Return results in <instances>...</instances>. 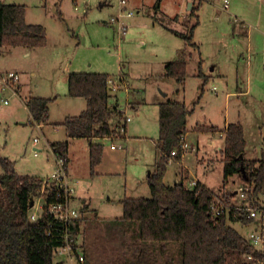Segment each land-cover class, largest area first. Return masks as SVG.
Listing matches in <instances>:
<instances>
[{
    "label": "rangeland",
    "instance_id": "rangeland-1",
    "mask_svg": "<svg viewBox=\"0 0 264 264\" xmlns=\"http://www.w3.org/2000/svg\"><path fill=\"white\" fill-rule=\"evenodd\" d=\"M16 1L28 5L30 22L46 26L48 44L31 49L33 52L30 51L29 56L25 54L29 49L24 47L1 48L0 72L20 73V84L24 83L23 97L32 94L56 98L49 105L51 122H60L68 115H78L86 108L85 99L68 95L70 73H106L118 81L124 74L127 79V88L112 96L114 101H119L120 110H126L131 118L127 125L130 139L125 143L120 141L117 151L111 150L110 144L104 149L107 154L118 153L127 160L124 164L127 175H124V166L123 172L121 167H114L109 170H116L119 175L90 180L85 164L89 141L73 140L71 155L78 163L80 175L77 177L79 184L75 197L81 189L89 188L95 207L110 217L122 215L121 205L118 202L109 203L103 194L109 190L115 192V196L121 195L127 177H130L129 191L139 179L134 177L138 176L135 171L143 160L150 168L145 170V183L140 185L135 195L151 197L146 179L149 170L154 172L151 164L156 150L153 140L159 137V105L172 99L194 108L204 82L196 76L200 58L208 68L216 63L222 68L225 66L231 75L228 79L215 76L204 86L200 103L188 119L187 144L190 147L184 163L194 174L202 177L212 160L214 165L210 166L207 175L210 176L209 187L216 192L224 185H228V192L236 188V192L240 190L243 182L239 176H233L225 183L221 152L225 138L220 132L223 133L230 123L242 124L247 157L261 159L264 155V0H228V7L225 6L226 0H194L192 9L198 7L200 1L202 3L197 13L200 24L194 37L200 49L191 50L192 55L187 56L188 76L184 85L165 80L162 74L165 62L176 60L179 49L185 47L184 41L166 27L187 32L186 26L194 23L189 10L191 0H128L134 16L123 19L131 23L125 37L120 36L117 25L109 23L110 18L121 15L120 0H110V5L104 8L100 7L102 0H78L77 3L73 0ZM14 93L13 89H0V158L11 160L20 174H33L41 179L50 177L55 172L56 163L49 151L48 139L51 142L62 140L60 136L64 139L65 130L62 126L52 129L31 124L27 107ZM5 100L9 103L5 104ZM132 103L138 110L131 108ZM112 123L116 125V119ZM198 124L216 126L220 132H196ZM35 138L40 140L38 148L43 149L39 157L34 156ZM137 157L142 158V162ZM178 166L179 162L169 165L164 179L167 184L174 183ZM2 170L0 164V172ZM109 177L113 179H106ZM236 192L230 194L235 195ZM234 198L238 200L239 196ZM39 200L43 202V199ZM261 201L257 204L263 208L264 196ZM74 206L79 207L77 201ZM34 211L31 209L30 214ZM37 213L40 215L41 211ZM262 219L263 215H258L250 225L236 224V228L247 239L251 233L264 235ZM111 221L83 224L86 245L80 238L79 243L84 253L92 257L90 264H133V259L134 264H154L152 250L142 244L138 247L130 233L123 235L109 231L114 227ZM257 247L263 248L261 244ZM161 248L166 249V246ZM167 249L168 255L159 256L158 264H164L170 256H178L177 249ZM61 260L71 264L66 255L57 254L55 264ZM233 264H244V260L238 259Z\"/></svg>",
    "mask_w": 264,
    "mask_h": 264
},
{
    "label": "trees",
    "instance_id": "trees-1",
    "mask_svg": "<svg viewBox=\"0 0 264 264\" xmlns=\"http://www.w3.org/2000/svg\"><path fill=\"white\" fill-rule=\"evenodd\" d=\"M198 10L199 7H196L190 11L194 23L186 26V33L170 30L193 48H199L194 41L195 31L200 24ZM47 43L46 28L27 23L25 5L0 1V48L33 49L45 47ZM187 69L184 50L176 60L166 64L163 77L184 85ZM198 76L204 82L194 108L190 109L184 102L172 99L159 105V137L156 142L159 158L154 172L148 177L151 197L125 198L122 201L123 216L111 221L114 227L109 231L123 235L130 233L138 247L142 244L144 248L152 250L154 264L160 262L159 256L168 255L167 248L177 249L178 256H170L164 260V264H233L238 259L244 260V264H263L264 252L251 245L233 226V223L246 226L254 221L246 208L238 209L231 205L233 210L229 216L217 217L210 208L216 191L201 183L190 187L184 181L173 186H167L164 182L170 163L180 161L185 154L182 142L187 136L188 119L200 103L208 81L202 72V60L199 61ZM110 78L109 74L99 72L70 73L68 95L84 98L87 107L79 115L67 117L63 123L54 125L64 127L68 137L67 140L51 143L55 156L68 160L70 139H87L90 142L92 173L101 163L105 149L103 143L94 142V139L102 140L116 135L122 124L123 112L118 101L115 100L114 104L111 102L113 96L108 88ZM51 102L52 99L43 97H30L27 100L31 124L48 123ZM114 119L116 125L112 123ZM195 130L199 133L220 131L216 126L205 125H197ZM224 132L225 146L221 152L225 183L229 178L239 176L251 188V203L259 206L257 199L264 196V155L260 160L245 158L246 139L242 124L231 123ZM0 164L3 169L0 172V264H55V250L65 245L64 225L46 210L37 221L30 218L31 203L39 195L43 180L37 176L19 174L14 163L6 158H0ZM223 192L221 189L218 193ZM223 196L230 204L231 195ZM55 201L53 195L48 199L49 203ZM80 220H75L68 229L74 240L81 231ZM98 221L103 223L106 220ZM162 246H166V249H162ZM248 256H252L253 260L249 261ZM91 261L90 254H85L84 264Z\"/></svg>",
    "mask_w": 264,
    "mask_h": 264
},
{
    "label": "built area",
    "instance_id": "built-area-1",
    "mask_svg": "<svg viewBox=\"0 0 264 264\" xmlns=\"http://www.w3.org/2000/svg\"><path fill=\"white\" fill-rule=\"evenodd\" d=\"M226 2V7H228V0ZM120 12L121 15L119 17H112L109 20L110 24L118 26V32L121 37H125L128 33L129 27L131 25L130 22L123 21V19L132 18L133 11L129 8L128 0H120ZM21 75L18 72H8L7 74H0V89L7 90L13 89L15 92L19 89ZM121 78V77H120ZM121 81L116 80L114 78H110L108 80V88L110 93H115L120 88ZM18 85V86H17ZM216 91V87L213 88ZM5 104H8V100L4 101ZM123 112L122 124L119 126L116 135L105 137L104 140H109L111 142V148L116 149L118 146L114 143L115 140H122L123 136L126 134L127 125L131 122V118L127 115L126 110ZM121 135V136H119ZM123 135V136H122ZM34 156L38 157L40 155L41 149L38 148L39 139H34ZM183 150L187 149V141L184 138L182 142ZM56 168L55 172L52 176L43 178L42 187L39 192V195L34 197L32 210H35L34 213L30 214V218L32 221H37L43 212L46 210L50 213L55 220L62 223L63 231L65 235V245L59 247L55 250V256L58 255H66L67 259L70 260L71 264H84L85 263V254L80 249L78 241L74 240L70 237L69 234V226L73 224L75 220L80 219L82 217L81 207H75V196L77 193V187L79 184V179L73 177L68 170L69 161L67 158L57 157L54 154ZM196 182H190V186H194ZM251 191L250 186L243 185L240 187V190L236 192V197L239 196L238 200H235V195H231L230 193L216 192L214 200L210 204L211 211L215 216H229L232 212L233 208L231 205L237 206V208H246L249 216L256 219L258 215H263L264 210L258 206H255L251 203L249 199V193ZM224 194L231 195V202L228 204L225 200ZM55 198V202H48L50 197ZM38 197V200L35 199ZM39 199H43V202L40 203ZM249 200V202H248ZM47 205V208H45ZM262 209V210H261ZM38 210L41 211L40 215ZM50 234V233H49ZM251 245L257 247V245H262L263 248L259 249L264 252V235L251 233L250 238L247 239ZM248 260H253L252 256H248ZM63 261V260H61ZM65 262V261H63Z\"/></svg>",
    "mask_w": 264,
    "mask_h": 264
},
{
    "label": "crops",
    "instance_id": "crops-1",
    "mask_svg": "<svg viewBox=\"0 0 264 264\" xmlns=\"http://www.w3.org/2000/svg\"><path fill=\"white\" fill-rule=\"evenodd\" d=\"M1 2H3V3H6V4H20V5H25L26 6V21H27V23H29V24H33L32 22H30L29 20H28V18H29V14H28V5L25 3V2H19V1H16V0H0ZM73 1H75L76 3H77V1L78 0H73ZM109 2H110V0H102V3L100 4V7L101 8H104L105 6H108V5H110L109 4ZM194 0H191L190 1V3L192 4V8H193V5H194ZM59 3H60V1H58L57 2V5H59ZM202 5V3H201V1L198 3V7H200ZM197 7V6H196ZM60 10V9H59ZM190 10V9H189ZM188 10V11H189ZM191 11V10H190ZM179 17V16H178ZM40 25H42L43 26V24H40ZM45 28H46V26H44ZM167 29H169V30H174V31H178V30H175V29H171V28H168V27H166ZM47 30V29H46ZM178 32H180V31H178ZM181 33H186V32H181ZM195 33H196V31H195ZM48 44V43H47ZM184 45H185V47L184 48H182V49H179V52H178V54H180V52H182V51H186V54H187V56L189 55V56H191L192 55V52H191V50H193V49H196V48H193V47H189V46H187L186 44H185V42H184ZM197 45H198V43H197ZM198 47H199V45H198ZM1 49V48H0ZM27 49H29V51H27L25 54H26V56H29L30 55V51H32L30 48H27ZM198 49H200V48H198ZM33 52V51H32ZM202 59L200 58V61H201ZM188 62V61H187ZM234 62V61H233ZM167 63H169V62H165V64H164V68H165V66H166V64ZM198 65H199V63H198ZM232 66V65H231ZM188 70V69H187ZM238 70V66H236V71ZM202 72H203V74H204V76L205 77H207V79L209 80V79H212V78H214L215 76H218V77H220V78H223V79H228L229 78V76L231 75V73L230 72H228L227 71V69H226V67L224 66V68H222L218 63H216V64H214L212 67H210V68H208V66H205V64H204V62H203V60H202ZM0 74H1V72H0ZM187 76H188V72H187ZM196 76L197 77H199L198 76V73L196 74ZM110 77H111V75H110ZM162 77H163V74H162ZM111 78H113V77H111ZM164 78V77H163ZM200 78V77H199ZM165 79V78H164ZM202 79V78H201ZM165 80H168V79H165ZM203 80V79H202ZM120 81H121V84H120V88H119V90H122L123 88H127V85H128V83H127V79H126V77H125V75L124 74H122V76H121V78H120ZM208 82V81H207ZM24 90V83L22 84H20L19 85V89L14 93L15 95H18L19 97H20V99L22 100V103H24V105L27 107V100L30 98V97H42V96H33L32 94H26L25 95V97H23L22 96V91ZM118 90V91H119ZM117 91V92H118ZM116 92V93H117ZM30 93V92H29ZM112 94H115V93H111V95ZM166 96H167V94H165ZM23 97V98H22ZM43 98H45V97H43ZM50 99H52V102H54L55 101V99L56 98H50ZM82 99V98H81ZM84 99V98H83ZM117 100V99H116ZM86 101V100H85ZM118 101V100H117ZM52 102L50 103V104H52ZM112 102V104H114L115 102H114V100H112L111 101ZM49 104V105H50ZM118 104H119V101H118ZM130 106H132L131 108H133V109H135V110H138L137 109V107H136V105H135V103H132ZM86 107H87V102H86ZM28 109V108H27ZM50 109V108H49ZM86 109V108H85ZM84 109V110H85ZM83 110V111H84ZM82 111V112H83ZM28 112H29V110H28ZM29 114H30V112H29ZM79 115V114H78ZM71 116H77V115H68V116H66V118L67 117H71ZM65 118V119H66ZM30 119H31V115H30ZM65 119L64 120H62V121H60V122H51L50 121V111H49V120H48V123L47 124H43V125H37L38 127H40V128H44V127H49V128H52V129H57L59 126H54L55 124H60V123H63L64 121H65ZM231 124V123H230ZM199 125V124H198ZM229 125V124H228ZM228 125L225 127V129L224 130H226V128L228 127ZM205 126H207V125H205ZM128 127V126H127ZM62 128H64V127H62ZM64 130H65V128H64ZM126 135H124L123 136V139L122 140H118L117 142H114L116 145H118V143L120 144V141L121 142H126V141H128L130 138L128 137L129 135H128V128L126 129ZM196 131V130H195ZM197 132V131H196ZM220 131H218V132H216V133H219ZM221 133V136L222 137H224L225 138V132H220ZM65 137H64V139L63 138H61V136H60V138L59 139H62V140H54V141H63V140H67L68 139V137H67V133H66V130H65ZM187 137H188V132H187V136H186V141H187ZM73 140H76V139H70V146H69V154H68V161H69V164H68V170H69V173L73 176V177H79L80 175L78 174V163H77V161L76 162H74L73 161V158H72V155H71V146H72V141ZM83 140H86L87 141V139H83ZM141 140V139H140ZM158 140V139H157ZM157 140H153L154 141V147H155V151H154V162L151 164L152 165V167L154 166V170H155V166H156V163H157V160H158V158H159V153H158V150H157V147H156V142H157ZM52 140H49L48 139V148H49V151H50V153L52 154V156H53V158H54V153H53V151H52V149H51V142ZM53 141V142H54ZM34 142V141H33ZM94 142H101V143H103L104 145H107V144H110L111 145V142L109 141V140H104V139H102V140H100V139H94ZM106 142V143H105ZM34 144V143H33ZM39 144H40V140H39ZM39 144H38V146H39ZM87 154H88V157H87V159H86V162H85V164H86V169H87V171H89V174H90V180H96V179H98V178H103V177H105V176H113V175H119V173L118 172H115L116 170H109V169H112V168H114V167H121V169H122V172H123V166H124V175L126 176L127 175V167L124 165L126 162H127V160H125V159H123L121 156H120V154H118V153H114V152H110L109 154H107V153H105L104 152V154H103V158H102V160H101V163L95 168V172L94 173H92V171H91V163H90V142L87 144ZM188 147H190L188 144H187V149L186 150H184V152H185V154H184V156H183V158L180 160V161H175V160H173L171 163H170V165L172 164V163H177L178 164V162H179V165L180 166H182V167H180V166H178V169H177V173H176V179L174 180V183H172V184H167V182H166V180H164V182H165V184L167 185V186H173L174 184H176V183H180V182H185V183H187V182H193V181H196V183H201V185H203V186H205L206 188H208V189H210V190H212V188H210L209 187V183H210V176H207L209 173H208V171H210V166L211 165H214V163H213V161L211 160V162H210V164L208 165L207 164V166H206V168H207V170L205 171V172H207V173H204V176H202V177H199V175H197V173L196 174H194L193 172H192V170L190 169V167H188V166H186L185 165V163H184V159H185V155H187V152L189 151V148ZM111 150H113V151H117L118 150V147L116 148V149H112L111 148ZM223 150V149H222ZM221 150V151H222ZM42 151H43V149H41V152H40V154L42 153ZM113 155V156H112ZM128 155H129V151H128V154H127V157H128ZM245 158L246 159H251V160H253L252 158H249V157H247V150L245 149ZM40 156V155H39ZM38 156V157H39ZM36 157V156H35ZM6 159H8V158H6ZM9 160V159H8ZM137 160H140V158H138L137 157ZM141 160H143L142 158H141ZM140 160V161H141ZM256 160H260V159H256ZM11 161V160H10ZM12 162V161H11ZM142 162V161H141ZM145 162V160H143V162L139 165V169H137V171H135L136 173H138L137 175L138 176H134V177H139V179L138 180H135V182L132 184V187H131V189L128 191V182H129V180H130V177H127L125 180H124V184H123V187H122V190H124L123 192H121V195H118V196H115L114 194H115V192H110L109 190H107L104 194H103V196L104 197H106V199H107V201L110 203H112V204H120L121 205V207H122V215H120V216H116V217H110L109 216V214H105V213H103L101 210H100V208H97V207H95V203L93 202L94 200V198H93V195H92V193H91V191H90V189L88 188V189H86L85 190V188L84 189H81L80 191H79V194L77 195V197H75V202L77 201V204L79 205V207H81V210L82 211H84V213L82 214V217H81V220L79 221L80 222V225H81V231H80V233H79V236H78V238H77V241H78V244H79V247H80V249L84 252V248H83V246H81V244L79 243V238H80V240H84V244L86 245V241H85V238H86V235H85V232H83V228H84V226H83V224H87L88 222H92V223H100L98 220H108V221H110V220H114V219H119V218H121L122 216H123V213H124V210H123V204H122V201L125 199V198H141V197H136V195H135V193H137V191H138V189H139V187H140V185H142V184H144L145 183V179H144V174H145V170H147L148 168H150L149 167V165L148 164H146V163H144ZM15 165V164H14ZM204 166H205V164H204ZM16 168V167H15ZM2 172H3V170H2ZM149 174H148V176H147V183H148V177L152 174V170H149V172H148ZM20 174V173H19ZM21 175H24V174H21ZM27 175H29V176H37V175H33V174H27ZM37 177H39V178H42V177H40V176H37ZM165 178H166V176H165ZM78 179V178H77ZM106 179H108V180H112L113 178L112 177H109V178H106ZM93 182H95V181H93ZM236 182V181H235ZM82 183V182H81ZM236 184H237V182H236ZM241 185H247V184H244V183H242ZM149 186V185H148ZM80 187V186H79ZM192 187V186H191ZM219 190H221L222 189V191H224V192H227V193H231V192H236V190H237V188L236 189H234V190H232V191H227L228 190V185H224V186H222V187H219L218 188ZM212 191H214V190H212ZM262 197L263 196H260L258 199H257V202L258 203H261L262 201ZM261 201V202H260ZM118 202V203H117ZM263 206V205H262ZM263 221H262V224H264V219H262ZM255 221V220H254ZM253 223V222H252ZM236 224H240V225H242L241 223H233V226L236 228ZM251 224V223H250ZM249 224V225H250ZM86 226V225H85ZM242 226H245V225H242ZM246 226H248V225H246ZM245 226V227H246ZM87 228V227H86ZM237 229V228H236ZM81 232H83V233H81ZM83 236H82V235ZM80 235H81V237L83 238H81L80 237ZM85 254V253H84ZM58 264H66L65 262H63V261H59L58 262Z\"/></svg>",
    "mask_w": 264,
    "mask_h": 264
},
{
    "label": "water",
    "instance_id": "water-1",
    "mask_svg": "<svg viewBox=\"0 0 264 264\" xmlns=\"http://www.w3.org/2000/svg\"><path fill=\"white\" fill-rule=\"evenodd\" d=\"M190 10H192V4L190 3ZM33 206V202L31 203V207Z\"/></svg>",
    "mask_w": 264,
    "mask_h": 264
}]
</instances>
